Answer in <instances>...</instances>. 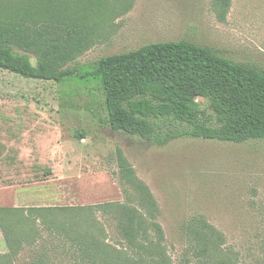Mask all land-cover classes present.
Returning <instances> with one entry per match:
<instances>
[{
  "label": "rangeland",
  "instance_id": "1",
  "mask_svg": "<svg viewBox=\"0 0 264 264\" xmlns=\"http://www.w3.org/2000/svg\"><path fill=\"white\" fill-rule=\"evenodd\" d=\"M91 1L58 3L79 10L92 9L97 3ZM130 2L125 12L99 19L95 44L67 67L80 71L148 44L188 41L264 70V0H231L225 20L218 17L214 0ZM30 57L36 66V57ZM207 104L203 99L194 103L198 110ZM118 149L154 196L171 264H187L182 228L198 217L223 235L234 264H264V140L184 137L160 146L114 131L104 92L95 84L77 77L58 84L0 70V207L137 205L132 188L120 179ZM96 215L108 241L118 244L114 223ZM38 225L40 245L25 244L13 264H31L44 252L51 264L67 263L59 240ZM7 252L0 230V255Z\"/></svg>",
  "mask_w": 264,
  "mask_h": 264
},
{
  "label": "trees",
  "instance_id": "2",
  "mask_svg": "<svg viewBox=\"0 0 264 264\" xmlns=\"http://www.w3.org/2000/svg\"><path fill=\"white\" fill-rule=\"evenodd\" d=\"M92 9L61 7L58 0H0V70L27 79L63 84L72 78L97 85L105 95L108 124L116 132L165 146L184 138L244 143L264 140V70L232 61L208 47L169 41L67 67L95 44L99 19L126 11L130 0H92ZM225 20L231 0H214ZM106 17V16H105ZM30 55L37 59L34 66ZM207 101L198 110L194 103ZM211 111V114L208 112ZM119 175L137 205L105 203L90 207H0V230L13 264L25 244L40 245L41 230L59 240L65 264H171L166 236L157 222L159 207L148 186L117 150ZM100 212L113 222L118 244L108 241ZM185 262L234 264L223 235L203 217L186 223ZM39 239V241H38ZM47 252L31 264H51Z\"/></svg>",
  "mask_w": 264,
  "mask_h": 264
}]
</instances>
